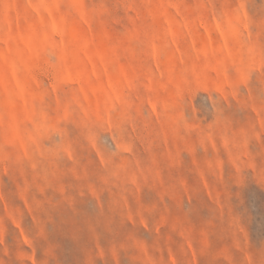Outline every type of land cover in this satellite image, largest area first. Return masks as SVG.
I'll use <instances>...</instances> for the list:
<instances>
[{
  "label": "rangeland",
  "instance_id": "1",
  "mask_svg": "<svg viewBox=\"0 0 264 264\" xmlns=\"http://www.w3.org/2000/svg\"><path fill=\"white\" fill-rule=\"evenodd\" d=\"M0 264H264V0H0Z\"/></svg>",
  "mask_w": 264,
  "mask_h": 264
}]
</instances>
